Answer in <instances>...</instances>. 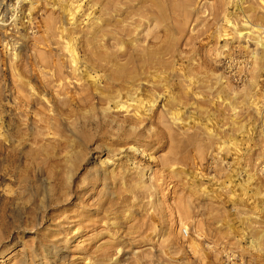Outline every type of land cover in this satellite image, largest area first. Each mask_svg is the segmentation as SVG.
Segmentation results:
<instances>
[{"label": "rangeland", "instance_id": "374dc122", "mask_svg": "<svg viewBox=\"0 0 264 264\" xmlns=\"http://www.w3.org/2000/svg\"><path fill=\"white\" fill-rule=\"evenodd\" d=\"M247 16L264 0H0V264H264Z\"/></svg>", "mask_w": 264, "mask_h": 264}, {"label": "bare ground", "instance_id": "6f19581e", "mask_svg": "<svg viewBox=\"0 0 264 264\" xmlns=\"http://www.w3.org/2000/svg\"><path fill=\"white\" fill-rule=\"evenodd\" d=\"M239 5V3H238ZM240 6V5H239ZM262 17L259 16L257 17V20L261 19ZM244 27L249 30L248 33H252L254 35V38L257 40L258 45L261 47H264V36L263 30L264 27L260 23H253L250 18L247 16V19H244L243 21ZM240 37H244L245 35L243 34V31H238ZM254 56L257 58L258 51H253Z\"/></svg>", "mask_w": 264, "mask_h": 264}, {"label": "built area", "instance_id": "2783aa9c", "mask_svg": "<svg viewBox=\"0 0 264 264\" xmlns=\"http://www.w3.org/2000/svg\"><path fill=\"white\" fill-rule=\"evenodd\" d=\"M223 262L224 264H246V261L245 259H243L242 254L234 251H228L223 254Z\"/></svg>", "mask_w": 264, "mask_h": 264}]
</instances>
